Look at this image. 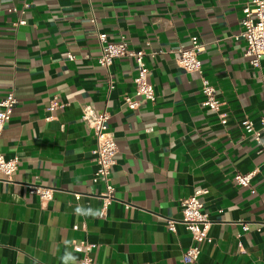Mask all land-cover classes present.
Wrapping results in <instances>:
<instances>
[{
	"label": "crops",
	"instance_id": "crops-1",
	"mask_svg": "<svg viewBox=\"0 0 264 264\" xmlns=\"http://www.w3.org/2000/svg\"><path fill=\"white\" fill-rule=\"evenodd\" d=\"M247 1L0 0V99H18L0 136V153L18 158L11 178L0 172V264H78L86 252L93 264H264V130L257 142L242 126L261 128L264 57L253 66L239 37ZM99 32L145 50L154 100L135 95L133 59L99 65ZM193 36L219 110L201 105V74L178 64ZM54 96L61 106L49 110ZM85 106L109 112L118 144L106 208ZM252 170L255 192L233 180ZM197 190L212 239L184 262L192 235L166 220H180L181 199Z\"/></svg>",
	"mask_w": 264,
	"mask_h": 264
},
{
	"label": "built area",
	"instance_id": "built-area-1",
	"mask_svg": "<svg viewBox=\"0 0 264 264\" xmlns=\"http://www.w3.org/2000/svg\"><path fill=\"white\" fill-rule=\"evenodd\" d=\"M29 7V3H24L22 12ZM12 7L11 10H16ZM243 16L241 18V30L239 37L245 41V55L249 57L253 66H259L260 60L264 57V0H248L243 7ZM25 18H19L15 24H25ZM100 50L98 53V63L101 67L109 69L115 58L128 57L134 60L137 73L134 77V93L146 99H155L154 85L148 79V67L145 62L146 52L143 49L132 48L125 36H121L118 41H110L105 32L98 33ZM204 50V44L197 36L191 38V44L187 47H181L178 50V64L186 70L196 71L201 74L202 100L201 105L212 110H219L220 101L217 98V89L208 78L203 75L202 61L199 57ZM73 59L72 54H68ZM153 55V54H152ZM110 83L113 81L110 80ZM113 85H111L112 87ZM18 102L17 96L13 90H10L0 99V136L10 120L14 108ZM126 104L130 108H135L138 101L129 96L125 98ZM61 106V102L56 96L49 100L48 109L54 110ZM223 117V114H221ZM82 121L89 126L96 139V146L93 149V160L97 168L93 175L95 182L102 181L105 185V191L100 195L103 208H106L115 199V186L111 182L110 174L113 165L116 162L118 144L113 132L109 127V112L97 111L91 106H85L81 115ZM224 121V118L222 119ZM261 128L256 129L249 118L242 121V126L247 134L252 136L257 142H260L261 130H264V114L261 116ZM18 167V158H6L0 153V172L6 178L11 175ZM257 170L246 173L236 172L233 180L240 186L249 187L252 192V178ZM29 192L37 194L42 201L49 200L53 197L54 188L37 183L28 185ZM206 190H197L194 194L181 199L180 208L182 216L180 220L167 218L166 226L169 230L175 231L177 223L180 222L191 233L193 244L189 246L182 254L184 262L196 261L200 255V243L211 241L210 227L211 219L204 209V203L199 195ZM80 194H77L79 196ZM126 206H129L128 204ZM244 230L248 229V224L243 223ZM264 228V224H263ZM90 245L86 246L89 250ZM78 264H93L91 256L86 252L80 258Z\"/></svg>",
	"mask_w": 264,
	"mask_h": 264
}]
</instances>
